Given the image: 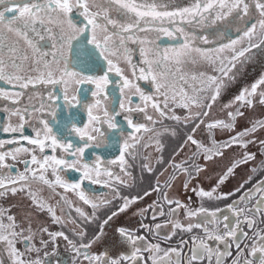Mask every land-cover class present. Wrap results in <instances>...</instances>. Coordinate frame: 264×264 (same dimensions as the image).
<instances>
[{
  "label": "snow or ice",
  "instance_id": "obj_1",
  "mask_svg": "<svg viewBox=\"0 0 264 264\" xmlns=\"http://www.w3.org/2000/svg\"><path fill=\"white\" fill-rule=\"evenodd\" d=\"M76 12L83 16L82 23L73 19ZM196 29H200L201 34L198 35ZM208 29L214 30L208 32ZM230 31L236 35L230 36ZM9 33L16 39L10 41ZM86 33H90V39ZM162 35L180 43L161 47L156 41ZM21 41L30 49V55L21 47ZM85 41L92 45L90 49L86 48ZM130 42L140 45L142 65L133 63ZM198 42H216L217 46L199 47ZM74 47L78 56L81 50L86 49L82 53L87 57L82 61L85 64L99 66L102 58L107 64L103 75L78 70L72 60ZM260 48H264V0H189L185 4L174 0H0V81L21 90L36 85L51 86L46 98L42 92L36 93L40 99L38 107L32 105V111L38 114L34 136L23 135L32 116L27 107L5 109L9 113V121L3 131L20 135L18 139L0 140V149L6 144L20 146L0 151V198L24 192L33 207L41 212L47 211L52 224H66L63 217L57 215L60 204L74 207L80 220L77 223V219L69 217L75 225L71 229L74 238H70L65 231H52L47 225L34 230L31 214L27 217L28 227H21L10 209L0 207V246L7 251L12 264H53L51 258L58 255L57 241L61 238L74 253L71 264H264V227H259L264 224V180L244 191L247 181L233 191H221V186L238 168L256 159V153L245 151L238 158H232L230 165L216 177L215 184L209 189L189 187L207 170L208 162L223 158L226 150L234 146L247 149L253 141L246 137L264 129V118H260L236 131L237 120L245 115V107H254L257 98L260 104H264V74L223 105L225 118L209 119L213 106L236 81L240 70L238 65L242 68L252 58L253 49ZM198 61L206 63L211 72L189 75L184 71L185 64ZM121 64L128 65L129 74ZM112 73L120 79H110ZM140 80L150 81L155 91L146 92L139 84ZM86 83L95 86L92 91L94 100L84 105L87 122L81 126L79 114L71 109L81 103L80 95L86 90L78 86ZM110 84H119V111L110 106ZM57 85L62 87L63 99L69 109V114L57 123H63L65 127L70 125L82 144L61 139L49 119L43 118V114L49 111L53 120L57 117V105L54 103L60 99L54 95ZM24 95V91L13 92L0 87V98L4 100L16 103ZM134 97H138V102ZM28 99L31 103L33 97ZM112 102H115L114 97ZM178 108L185 110L186 115H178ZM121 112L126 113L124 119L131 129L129 132L121 131L122 126L116 119ZM134 113L142 114L148 123L136 122ZM11 117H17L18 123L13 124ZM164 119L192 122L193 133L201 125H206L210 143L188 134L184 145L190 143L195 150L187 160L176 162L173 159L170 162L173 171L163 186L157 179L143 195L122 194L121 187L134 186L130 183L134 178L129 170V158L135 159L138 148L155 144L157 152L163 151L164 146L159 139L161 133L155 130V125L163 123ZM216 129L234 134L221 142L214 138ZM117 132L123 137V142L114 159L106 161L101 156H96L92 162L84 159L88 149L103 147ZM149 133L152 135L145 141ZM172 135H176L175 130H172ZM21 141H26L27 146ZM260 144L264 147V140ZM25 154L28 158L22 160L23 171L13 173L14 165L7 160L17 161ZM200 157L205 161L203 164L196 163ZM144 159L148 161L149 157ZM162 161L163 156H158L156 162ZM142 168L147 173L155 171L150 162L144 163ZM66 169L81 172L80 179L71 182L65 179L63 173ZM166 171L164 169L160 175ZM251 171H256V168ZM178 174L186 176L181 187L201 199L199 207L193 208L166 191L173 187L172 182ZM85 180L103 184L110 190L109 194L99 197L94 192L90 194L84 188ZM33 183L48 187L61 197L60 201L53 205L44 200L32 188ZM58 188L63 191L57 192ZM69 191L91 211L74 206L66 195ZM153 193L159 194L157 199L133 213L139 217H150L153 224L141 222L139 229L126 226L116 229L121 243L127 245V251L115 256L107 250L93 251V246L104 238L105 228L114 218ZM237 193L240 195L224 208L204 206L205 199L226 200ZM114 201H119L115 210L101 220L99 214L111 209ZM181 209L184 210V220L179 218ZM161 217L165 219L155 222ZM97 221L98 229L89 237L82 225ZM242 225L251 230V235L243 230ZM169 226L170 230L164 232ZM140 229L146 234H140ZM179 233L192 235L188 240L180 239L175 246H162L163 242L171 241ZM37 235L40 237L39 246ZM149 235L155 238V242L149 239ZM245 239L251 243H244ZM18 242L25 245L23 251L17 248ZM49 245L52 246L50 251ZM54 264H60V261L55 260Z\"/></svg>",
  "mask_w": 264,
  "mask_h": 264
},
{
  "label": "rangeland",
  "instance_id": "obj_2",
  "mask_svg": "<svg viewBox=\"0 0 264 264\" xmlns=\"http://www.w3.org/2000/svg\"><path fill=\"white\" fill-rule=\"evenodd\" d=\"M196 30L199 31V34H201L200 29ZM213 30L214 29H208V32H211ZM224 42H227V40H225ZM198 46L205 48H214L217 46V44L216 42L210 44L198 42ZM238 68L240 70L237 72L236 81L232 84L230 89L218 99L217 103L213 106L209 119L225 118V110L223 109V105L231 101L234 95L238 94V92L243 87L250 85L257 78H259L260 75L264 74V48L253 49L252 58L248 60L242 68L238 65ZM184 71L191 75L201 71L211 72V68L203 61H198L196 64H192L191 62L185 64ZM190 83L192 82L190 81ZM243 111L245 115L243 117L238 118L236 131H240L242 127L248 126L251 122L257 119L264 118V104H260L258 102V98L254 107H245ZM176 113L181 116L186 115V111L179 108L176 109ZM192 128V122H176L170 119H164L163 123L156 124L155 130L161 133L159 139L164 146L163 151L157 152L155 150V144H151L147 148L139 147L135 159L129 158V164L131 165V168L129 170L132 172V176L134 178V180L130 181V183H133L134 186L129 188L121 187V193L124 195H143L144 191L151 189V187L156 183L157 179L160 181L161 186H163L164 181L169 177V175L173 171V169L170 167V162L173 159L176 162L187 160L191 156L192 152L195 150L190 143L188 145H184V141L188 134H193L197 140L202 141L206 144L210 143V133L206 128V125H201L198 129H196L195 133L192 132ZM165 129H168V131H165ZM172 130H175L176 135H172ZM214 131V138L221 142L226 140L230 134H234L229 132L228 130L222 129H216ZM147 139L148 136L145 137V141H147ZM246 139H250L253 141L248 145L247 149L234 146L233 148L226 150L225 156L223 158H215L213 161L208 162L207 170L202 172L197 179L193 180L190 183L189 187L198 188L200 186H203L206 190L209 189L212 185L215 184L216 177L221 174L227 166L230 165L231 159L238 158L239 155L244 153L245 151L256 153V159L238 168L235 174L225 183V185L221 186V191H233L241 183H245V181H247L245 183L244 189L242 190L244 191L249 188H254L259 181L264 180V154H262L264 153V147H262L260 144V141L264 140V129H258L255 133L251 134L249 137H246ZM181 148H183V151H180ZM178 152L179 155H177ZM146 156L149 157L148 161H145L144 159V157ZM158 156H163V161L161 163L156 162ZM146 162H150L152 167L155 169L153 173H147L143 170L142 165ZM204 162L205 161L203 160V157L198 158L196 161V163L198 164H203ZM252 168H256V171H251ZM164 169H167V171L164 172L163 175H160V173ZM115 171L118 172L119 169L116 168ZM185 180V175L178 174L177 179L172 182L173 187L171 189H166V191L169 192V195L171 197L175 199H180L182 202L188 203L193 208L199 207L201 204V199L196 196L193 192L185 190L181 187L182 183L185 182ZM36 191L38 192V195L40 197H42L44 200L48 201L53 205H56L57 201H60L61 199L59 195L53 194L51 191H48L47 188L40 187L36 189ZM108 191L110 192L109 189ZM66 195L68 199L72 201L74 206L84 207L85 211H91L89 207L83 205V203L77 199L73 192L66 193ZM158 195V193H153L152 195L145 197L144 200L131 207L127 212L120 214L118 217L114 218V220L110 222L108 226H106L104 238L98 244L93 246V251L107 250L110 254L114 256L119 255L121 252L127 251V245L121 243V238L116 229L120 226H126L132 229H139L141 222L153 224L154 221H152L150 217H139L133 215V213H135L138 208H142L148 204H151L154 200L157 199ZM239 195L240 193H237L234 196H230L226 200L220 201H209L205 199L203 203L205 207L224 208L226 204L231 203ZM189 197H191V199H188ZM118 204L119 201H114L111 209H106L104 210V212H101L99 214L101 220L107 214H110L111 210H115ZM0 207L10 209L11 214H14L16 216L17 222L20 223L21 227H28L27 217L29 216V214H31L32 228L34 230L41 225H47L52 231H65L66 234L70 236V238H74L72 236L71 229L74 228L75 225L70 222L69 217L77 219V223H80L77 213L74 211V207L69 208L68 205L60 204L57 207V215H61L66 221V224L64 226L52 224L51 218L47 211L41 212L35 207H33L32 201L24 192H18L16 195L9 194L3 198H0ZM225 214H228L227 211H225ZM179 218L181 220H184L183 209H181L179 212ZM163 219L165 218H158L155 222H161ZM185 223H187V221H185ZM98 224L99 221L92 224H84L82 226L87 229L88 236L91 237L97 231ZM242 227L244 231L249 232V234L251 235V230L248 229L246 225H242ZM169 230L170 226L169 228L165 229L164 232H167ZM140 234L146 233L143 229H140ZM163 234L164 233L162 232L161 235ZM191 235L192 234L190 233H179L171 241L163 242L162 246H175L180 239L188 240ZM44 238L47 239V236H45ZM39 239L40 237L39 235H37V246H39ZM149 239H152L155 242V238L153 236L149 235ZM244 243L249 244L251 243V241L245 239ZM16 246L22 251L25 247L22 242H18ZM51 247L52 246L49 245V251L51 250ZM58 247L65 248V252H67L66 257L63 256V259H58L60 261V264H71L74 253L71 251L67 242L64 241L62 238L59 239L57 241V249ZM32 255L35 256V253H33ZM0 256L1 260H3V264H12L11 258L9 257L7 251L3 250L2 246H0Z\"/></svg>",
  "mask_w": 264,
  "mask_h": 264
},
{
  "label": "flooded vegetation",
  "instance_id": "obj_3",
  "mask_svg": "<svg viewBox=\"0 0 264 264\" xmlns=\"http://www.w3.org/2000/svg\"><path fill=\"white\" fill-rule=\"evenodd\" d=\"M174 2L179 3V4H185V3L189 2V0H174ZM117 18H119V17H117ZM73 19L78 21V22H81V23L84 20L83 16L80 15L78 12H76L74 14ZM196 32H197V34H199V31L196 30ZM85 36H87L90 39V33H86ZM9 38H10V41L16 39L15 35L12 33H9ZM6 42H8V41H6ZM156 43L158 45H160L161 47H164V46H168L171 44H178V43H180V41L179 40H172V39L162 35L160 37V39L158 41H156ZM85 44H86V48H88V49H90L92 47V45L88 44L87 41H85ZM49 46H50V42H49ZM21 47H23L25 50H27L29 55H30V49H27V45L24 44L23 41H21ZM129 47L132 49L131 55H132L133 63L142 65L143 59H142L141 53H140V45L131 44V42H130ZM85 50H81V55L78 56L77 51L74 47V51L72 53V60H73V63L76 64L77 69L82 70L85 73L91 74V75H96V76L103 75L104 71H106V69H107L106 62H104L103 59L100 58L99 59V66H97L96 64H85V63H83L82 61L87 60V57L82 54L83 51H85ZM121 66L126 69V74H129L128 73V65L121 64ZM110 79H112L113 81H117L120 78L115 73H112V74H110ZM139 84L141 85V87L146 92L155 91L154 86L150 81L140 80ZM0 87L9 88L13 92L24 91V93H25V95L16 103H13L12 101L4 100L3 98H0V140H12L14 138L18 139V137L20 135L19 133L14 134V133H6L3 131V128L6 126V124L9 121V113L5 110L6 107L7 108H13V109H15V108L23 109L25 107L28 108L29 112L32 113V116L29 119V123L25 125L23 135L34 136L35 135L34 128L36 126H38V121L36 119V116L38 114H36L32 111V105H35L38 107L39 106L38 102L40 99V97L36 96V93L42 92L44 94V97L46 98L48 91L51 90V86L36 85L34 87L30 86L29 89L21 90L19 87L13 88L11 85H8L3 81H0ZM78 87H80L81 89L86 90V91L82 92V94L80 95L81 103L79 105H75L71 109V111L77 112L79 114L78 123L82 126L84 123L87 122V110H86L84 105L87 103H90L94 100V98L92 97V91L95 90V86L92 84L86 83L84 85H79ZM108 91H109L110 106L115 107V109L117 111H119V101L121 99V93L119 91V84H110ZM54 95L60 97L59 100L54 102L55 105H57V107H56L57 117L55 118V120H53V118L50 115V111H49V112H45L43 114V118L49 119V121L52 123L54 131L57 133V135L61 139H71L74 144H76V143L82 144L83 141H81L79 139V137H77L76 134L71 131L70 125L68 127H65L63 123H57V121H60L63 117H65L69 114L68 106H67V104H65L64 99H63V95H64L63 89L60 85L56 86V91L54 92ZM29 96L33 97L31 103L28 99ZM113 97H114V101H115L114 103L112 102ZM133 99L135 102H138V97H134ZM133 106H134V104H133ZM125 115H126V113L121 112L116 117V119L120 123V125L122 126L121 131L129 132V131H131V129L127 125V121L124 119ZM133 119L136 122L148 123L145 120L144 116L140 113H134ZM11 122L13 124L18 123V118L17 117H11ZM65 123H66V121H65ZM155 127H156V125H155ZM105 128H107V125H105ZM108 131L110 133L112 132V130H108ZM150 135H151V133L147 134L145 137L150 136ZM117 138L119 139L118 146H119V150H120V148L122 146V142H123V137H121L120 134L117 132V133L110 136L108 142H106L103 147H100V148L93 147L91 149H88L86 154H85L84 159L86 161H89V162L94 161L96 156H101L106 161L114 159L119 154V151L116 155H114L112 157L109 153H106V148H108V146L111 145L113 147V149H115L114 145H115V141ZM20 143H23L25 146H27L26 141H21ZM19 146L20 145L16 144V143L6 144L3 149H0V151H7L9 149L16 148ZM46 152H47V154H51L50 150H46ZM58 154L64 155L63 152H58ZM24 158H28L26 154L21 156L20 159H18L17 161H12L10 158L7 160V163L14 165V167L12 168L13 173L23 171L24 164L22 163V160ZM63 175H64L65 179H67L70 182L71 181H78L81 177V172H78L74 169H66L65 172L63 173ZM49 177L51 178V173H49ZM32 187L34 190L41 187V188H47L48 191H50V189L48 187L43 186L42 184H39V183H33ZM84 188H85V190H88L90 194L92 192H94L95 195L98 197L102 196V195L109 194L108 188L105 187L103 184H92L90 181H87V180L84 181ZM56 191L60 192L63 190L58 188ZM67 193H71V191H69ZM65 251H66L65 248H59L58 247V249H57L58 255L51 258V260L53 261V264H54L55 260H58L59 258L63 259V256L66 257L67 252H65ZM41 255H42V253H41ZM0 260H1V256H0Z\"/></svg>",
  "mask_w": 264,
  "mask_h": 264
},
{
  "label": "water",
  "instance_id": "obj_4",
  "mask_svg": "<svg viewBox=\"0 0 264 264\" xmlns=\"http://www.w3.org/2000/svg\"><path fill=\"white\" fill-rule=\"evenodd\" d=\"M229 35L230 36H234V35H236V33L234 31H230ZM118 143H119V139L117 138L116 141H115V145H114L115 149H113V147L110 145V146H108V148H106V153H109L112 157L114 155H116L118 153V151H119Z\"/></svg>",
  "mask_w": 264,
  "mask_h": 264
},
{
  "label": "trees",
  "instance_id": "obj_5",
  "mask_svg": "<svg viewBox=\"0 0 264 264\" xmlns=\"http://www.w3.org/2000/svg\"><path fill=\"white\" fill-rule=\"evenodd\" d=\"M259 227H264V224H262V225H259ZM247 229V228H246Z\"/></svg>",
  "mask_w": 264,
  "mask_h": 264
}]
</instances>
